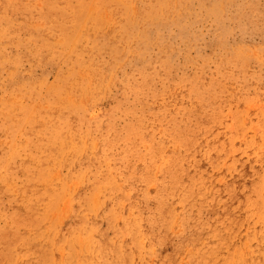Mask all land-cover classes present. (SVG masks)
<instances>
[{
	"label": "rangeland",
	"instance_id": "374dc122",
	"mask_svg": "<svg viewBox=\"0 0 264 264\" xmlns=\"http://www.w3.org/2000/svg\"><path fill=\"white\" fill-rule=\"evenodd\" d=\"M155 1L0 0V231L15 236L0 264L33 253L41 264H98L96 232L129 248L128 264H264V0H164L149 21L142 11ZM128 20H147L150 42L142 58L122 42L113 60ZM153 66L136 101L127 80ZM77 109L87 118L75 124ZM168 121L191 137L173 136ZM57 135L61 146L40 153ZM169 159L180 186L202 183L193 201H156ZM120 165L142 171L140 181L125 182Z\"/></svg>",
	"mask_w": 264,
	"mask_h": 264
},
{
	"label": "bare ground",
	"instance_id": "6f19581e",
	"mask_svg": "<svg viewBox=\"0 0 264 264\" xmlns=\"http://www.w3.org/2000/svg\"><path fill=\"white\" fill-rule=\"evenodd\" d=\"M98 2V0H96ZM125 1V0H124ZM157 3V5H155L154 7H150V6H147V7H150L146 10H143L142 13L144 14V16L146 17L147 20L151 21L152 18L156 17V13H155V10L156 12L160 13L159 10L160 8L162 7H165L166 4L164 2V0H156L155 1ZM91 4V2H90ZM125 4V3H124ZM128 4V3H127ZM131 5V3H130ZM94 6L95 8L97 7L96 6V3H94ZM99 4H98V8L99 9ZM128 6V5H127ZM132 6V5H131ZM90 7V6H89ZM146 7V8H147ZM95 8H94V12H95ZM92 9V8H91ZM82 10V8H81ZM81 10L79 11V13L81 12ZM91 11V10H90ZM73 12V11H72ZM126 14V12H125ZM95 14H93L94 16ZM75 16V14H74ZM124 16V15H123ZM88 17V13H87V16ZM76 19V17H75ZM85 19V18H84ZM91 19V18H90ZM95 19V18H94ZM86 20V19H85ZM146 20V21H147ZM145 21V22H146ZM75 22V21H74ZM85 21H83L84 23ZM94 22V20H93ZM144 22V23H145ZM136 22H131V21H126L125 23L121 24L120 26V36L117 37L115 40H114V45L111 47V49L114 47V59H116L117 57V52H118V46H120V44H124L125 42H131V44L136 47V50H139L138 55L139 57L138 58H142L141 55H142V52L146 49L148 43L150 41H148V39H146L143 35V32H142V26L143 24L138 28V26L135 24ZM154 23L156 24V21H154ZM52 24V23H51ZM54 24V23H53ZM59 24V23H58ZM164 24V21L161 22V25ZM96 25V24H95ZM99 25V24H98ZM52 26V25H51ZM73 26V25H72ZM96 27V26H95ZM137 27L138 30H136L134 33L132 32L133 29ZM84 28V27H82ZM91 28H92V25H91ZM99 29V27H97ZM70 30V29H69ZM67 31V30H66ZM93 31V30H92ZM67 33V32H66ZM62 34V33H60ZM64 34V32H63ZM78 36L80 35L78 32H77ZM86 36V35H84ZM61 41H59V43H61L64 39L63 36H61ZM77 37V36H75ZM87 37V36H86ZM78 39V38H76ZM86 39V38H85ZM67 40V39H65ZM69 41V40H67ZM66 41V43H67ZM73 41L76 42V40L73 39ZM107 42V41H106ZM155 42V41H154ZM65 42H62L61 44H66ZM97 43V42H96ZM54 49V48H53ZM143 66V65H142ZM154 67L153 66L150 71H153L154 70ZM155 71L151 72V73H146L145 70L141 71L139 75V81L138 82H132L131 80H127V83H128V86L126 87L127 89V94H131L133 96V98L137 101V100H143V93H144V90L147 88L148 86V81L146 82L147 80V77L149 75H151L152 73H154ZM209 97V95H208ZM208 97L206 99H208ZM203 98V97H202ZM133 116V115H132ZM156 116H159L158 114ZM70 118L72 120L73 123H79L81 121H84L87 117H85L83 115V112L82 110H72L70 111ZM154 118H156L154 116ZM158 119V118H157ZM58 120V125L60 126V130L57 132L58 134H61V131L63 129V126L65 124V121L63 120H60V118H57ZM55 122V120L53 121ZM199 124H201V122H199ZM185 128H192L190 125H186ZM166 130L168 132H171L172 130L175 131L176 133H173V136H176L178 135L179 139L180 140H188L190 137H191V132L192 131H185L184 129L183 130H179L178 126L174 123V122H170L168 121L166 123ZM133 132V129L132 128H127L126 129V132L125 134L127 135L123 141H124V146H123V149H122V155L125 156V157H128L129 155L132 154V152L134 151L133 147L131 146V144L129 143V138H130V135L131 133ZM115 141V139H114ZM192 141V140H191ZM196 141V140H195ZM48 143L51 144L57 148H59L61 146V144L59 143V135L56 136V140L55 142L48 138V139H45L43 142H39L37 144V148L40 150V153H47L48 151L50 150H53L52 146L49 147L48 146ZM194 144V143H192ZM192 147V146H191ZM72 148H74L73 146L71 147V150ZM76 148L77 146L74 148L75 151H76ZM69 149V148H68ZM56 150V149H55ZM78 150V148H77ZM61 152V150H59ZM39 153V154H40ZM158 153H161L159 151V148H157V145L153 146L150 150V152L143 156L141 158L142 160V167L143 168H146L147 166L146 165H150L152 164L151 162L156 158L157 154ZM56 154V153H55ZM62 154V153H60ZM48 155V154H47ZM159 155V154H158ZM55 156V155H54ZM43 158V157H42ZM46 157H44L45 159ZM59 159V158H58ZM46 161V160H45ZM121 161H123V158L121 159ZM155 161V160H154ZM170 162V166L167 168V169H162L161 170V174H160V182L158 183V186H157V195H156V201H159L161 203V201H165V197L166 196H171L173 194H178L182 199L183 201H193L192 198H195V194H197L200 190L199 186L202 184H200L199 186H191V188H188V187H184V186H180L181 185V182H180V177L182 175V170H181V167L179 166V164L177 163V161L175 159H169ZM154 163V162H153ZM37 170V169H36ZM120 170L124 173V179H125V182L127 183H132L134 184L135 182H139L140 181V175L142 174V171H139V170H136V171H133V170H129L127 167H124L122 165H120ZM43 172V171H42ZM41 172L39 171V174L40 175ZM47 174V173H46ZM42 176V175H40ZM46 177V176H45ZM37 178V177H36ZM36 178H32L34 180H36ZM44 179V178H43ZM205 179V178H204ZM203 179V180H204ZM41 180V178H40ZM202 180V181H203ZM204 182V181H203ZM36 187V186H35ZM198 189V191H197ZM42 190V189H41ZM40 190V191H41ZM44 191V190H43ZM203 191V190H202ZM41 193V192H40ZM44 193V192H43ZM204 193V192H203ZM38 193H36L35 197L37 196ZM45 194V193H44ZM43 196V195H42ZM31 197V196H30ZM202 197V195H201ZM205 197V195H204ZM28 198V197H27ZM97 199V196L96 198ZM212 199L209 197V200ZM37 200V199H35ZM30 202H32L30 199L28 200ZM95 201V200H94ZM211 201V200H210ZM95 205H96V202H94ZM98 203V202H97ZM87 204V203H86ZM94 205V204H92ZM88 206V205H87ZM27 207V206H26ZM49 207V206H47ZM89 207V206H88ZM26 209V208H25ZM47 208H45V211H46ZM90 210V209H89ZM184 211V218L182 220V225L185 228L188 227V222H189V216H188V213H189V209L187 210V208L185 207L183 209ZM13 216H15V214L12 212ZM93 214V212H92ZM37 215V214H35ZM43 215V214H42ZM82 215V214H81ZM34 216V215H33ZM32 216V217H33ZM36 217V216H35ZM41 218V217H40ZM148 220L150 222L153 221V216H150L148 218ZM187 220V221H185ZM190 223V222H189ZM49 224V223H48ZM29 225V224H28ZM156 229H157V233L158 235H160V229L162 227H164V215L163 213H158L157 215V219H156V222L153 224ZM90 228V227H89ZM222 228H225V227H222ZM227 229V228H225ZM56 230V229H55ZM83 230V228H82ZM89 230V229H88ZM87 230V231H88ZM95 230V229H94ZM224 230V229H223ZM90 231V230H89ZM214 231V230H212ZM218 230H216V233H217ZM226 231V230H225ZM95 232V231H94ZM118 232V229H116V233ZM221 233V231H219ZM219 233V234H220ZM37 234V233H36ZM76 234V233H75ZM88 234V233H87ZM97 232L95 233V239H96V249H94V255L96 257V259L98 260V264H128V258H129V248H119V247H116V245H112V244H102L98 241V239L96 238L97 237ZM215 234V233H214ZM229 234V233H228ZM27 235V234H25ZM91 235V234H90ZM77 237V236H76ZM91 237H93L91 235ZM89 237V238H91ZM15 238V236L13 234H8L6 232H3V231H0V262L3 261V260H6L7 257L9 256V250H10V246L11 244L13 243V239ZM216 238H219V237H216ZM224 238V237H223ZM222 238V239H223ZM88 241V240H87ZM219 241V240H218ZM217 241V242H218ZM22 242V241H21ZM20 242V243H21ZM221 242L223 243L224 241L221 240ZM88 243V242H87ZM216 243V242H215ZM92 244V243H91ZM215 245V244H214ZM81 246V245H80ZM93 246V244L91 245ZM220 246V245H218ZM215 247H217L215 245ZM87 250H89L88 248H86ZM91 249V248H90ZM215 249H220V248H215ZM212 251L214 252V249H212ZM28 253V252H26ZM31 253V251H30ZM33 253V252H32ZM87 253V252H86ZM24 254V253H23ZM214 254V253H213ZM32 255V259H31V262L28 261L26 264H41L40 263V259L38 257V255L35 253L31 254ZM215 255V254H214ZM26 257V256H25ZM85 258V257H84ZM264 259V258H263ZM53 260V259H52ZM90 261V260H89ZM131 261V259H130ZM129 261V262H130ZM236 260L234 259V262ZM82 262V260L80 261ZM132 262V261H131ZM130 262V263H131ZM214 262V261H213ZM238 262V261H237ZM236 262V263H237ZM255 262V261H254ZM252 262V263H254ZM77 263V262H75ZM227 263V262H226ZM230 263V262H229ZM251 263V264H252ZM257 263V262H256ZM255 263V264H256ZM260 263V262H259ZM132 264V263H131ZM196 264H203L202 262H198ZM232 264V262L230 263ZM238 264V263H237ZM242 264V263H241ZM249 264V263H248Z\"/></svg>",
	"mask_w": 264,
	"mask_h": 264
}]
</instances>
